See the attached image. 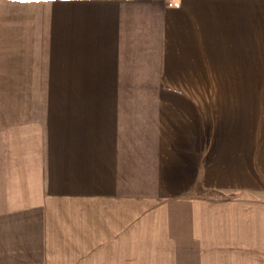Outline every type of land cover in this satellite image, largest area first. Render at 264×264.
I'll use <instances>...</instances> for the list:
<instances>
[{"label": "crops", "instance_id": "1", "mask_svg": "<svg viewBox=\"0 0 264 264\" xmlns=\"http://www.w3.org/2000/svg\"><path fill=\"white\" fill-rule=\"evenodd\" d=\"M253 84L264 0H0V264H124L142 235L178 224L200 245L264 255V151L262 195L241 211L252 144L237 189L218 114L236 98L212 91Z\"/></svg>", "mask_w": 264, "mask_h": 264}, {"label": "rangeland", "instance_id": "2", "mask_svg": "<svg viewBox=\"0 0 264 264\" xmlns=\"http://www.w3.org/2000/svg\"><path fill=\"white\" fill-rule=\"evenodd\" d=\"M219 87V88H217ZM11 92H20L19 85L6 86ZM217 88V89H216ZM214 92L219 91L221 94L233 93V98H236V101L228 102V100L222 99L220 104V118L222 119L221 124V135H224V132L227 130L232 132L234 138L231 141L235 142L233 158L230 160L234 164V168L237 172V183L236 188H244L245 185V152L249 154V142L252 144V158H253V170L251 178L253 194H246L245 191L237 192V205L241 211L244 210L245 199L254 201L255 204L256 197L260 198L262 191L260 189V170L257 163L260 162V151H264V141H261V124H262V101H260V94L264 93V85L253 84V85H221L215 86L212 90ZM245 93L252 94V105L245 107ZM249 104V103H248ZM230 108V112H227L226 109ZM247 108V109H246ZM248 127H252V134L249 135ZM223 137H220V140H223ZM263 142V143H262ZM227 151V150H226ZM223 160L227 161V156L225 155L222 159L220 156H217L215 159H211L209 165L212 162L222 163ZM229 163V162H228ZM226 162L225 166H228ZM212 167V166H211ZM215 183H218L214 181ZM213 183V182H211ZM221 189L226 190L225 187ZM204 186H200V197H209L215 198L214 195L209 191H204ZM247 197L245 198V196ZM202 198V197H201ZM219 199V197L216 196ZM200 199V210H212V204L214 201L204 202ZM217 200V199H216ZM215 204H219L216 202ZM184 210V209H183ZM184 212V211H183ZM176 213L174 217L178 218L177 220L181 221L183 218H190L192 212ZM243 212L238 213L242 215ZM200 215V213H199ZM204 215L211 217L212 212L201 213V216ZM185 221V220H184ZM178 229L174 230V234L170 235V238H152L148 235H142V244L136 246L135 248L138 251L127 252L125 253V262L124 264H264L262 257L264 255L260 251L252 248V253L244 252H235L229 250L220 251V248L217 246L214 249L212 245H200V235L190 236V228L185 226L184 229H181L178 224ZM180 227V228H179ZM178 230V232H177ZM147 234V232H146ZM249 248V247H248ZM217 250V251H216ZM214 256L218 259L220 257H235L241 259L240 261H220L215 260Z\"/></svg>", "mask_w": 264, "mask_h": 264}]
</instances>
